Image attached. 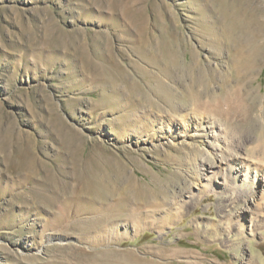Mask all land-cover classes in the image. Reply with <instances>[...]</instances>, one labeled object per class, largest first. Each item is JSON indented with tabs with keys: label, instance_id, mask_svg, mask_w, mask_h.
I'll return each instance as SVG.
<instances>
[{
	"label": "rangeland",
	"instance_id": "obj_1",
	"mask_svg": "<svg viewBox=\"0 0 264 264\" xmlns=\"http://www.w3.org/2000/svg\"><path fill=\"white\" fill-rule=\"evenodd\" d=\"M147 40L177 55L179 114L192 51L206 104L264 91V0H0V264H264V217L251 237L227 191L186 204L196 158L211 157L149 112L165 101ZM252 111L219 118L234 143L260 142ZM248 153L264 159V144ZM99 166L115 186L109 220L75 206L63 217Z\"/></svg>",
	"mask_w": 264,
	"mask_h": 264
},
{
	"label": "bare ground",
	"instance_id": "obj_2",
	"mask_svg": "<svg viewBox=\"0 0 264 264\" xmlns=\"http://www.w3.org/2000/svg\"><path fill=\"white\" fill-rule=\"evenodd\" d=\"M147 46L151 47L149 48L150 53L142 50L143 58L147 60L149 65L158 70L157 73L152 74L155 78L153 91L165 101L148 102L149 112L156 110L161 120L167 119L172 122L168 124V127L172 128L175 126L179 128L180 132L175 127L172 128V133L176 139H182V142L187 145H199V150H203L211 157V159H208L205 155H201L196 158L199 161L198 172L200 173L194 183L195 189L186 196V204L192 205L191 203L196 201L200 202L205 194L204 191L208 192L210 189L214 192L225 190L230 194L231 200L236 197L235 199L243 202L239 206L238 215L236 214L235 219L237 222L242 223V227L243 225L246 226L249 236L255 237L261 233L260 221L264 217V166L255 164L252 160L264 159L254 158L249 153L246 156L245 145L234 143V139L227 134L219 119L224 116L228 119L229 115L231 116L237 110H241L233 105V100L230 96H219L216 100L217 105L206 104L209 101L205 100L204 94L199 90L200 88L197 89L200 84V78L196 74L198 62L196 54L192 51V62L187 63V67L191 72V80L190 83L182 88L183 92L181 93L190 103V108L186 110L185 114H179L180 111L178 109L180 106L178 105L180 104L175 103L177 92L167 80V78L172 79L174 77L173 72L174 68H177L176 63L178 61L177 55L168 49L157 51L161 49V46L159 48V45H150L148 40L143 42L141 49H146L148 48ZM235 70L236 74H238V66L235 67ZM238 94L240 95L241 92L239 91ZM193 106H195V111ZM208 106L213 109L214 113L206 109ZM148 115L144 112L143 116L141 115L138 118V121H141L144 116L149 117ZM215 115H218V117ZM145 125H138V127L144 128ZM157 129V131H162L163 125ZM105 170V167L99 166L98 169H92V173L86 176H79L78 185L74 193L75 197H71L67 201L64 200L62 203L63 217L67 216L69 208L75 206L76 216L93 212L98 214L99 220L96 221L100 224L109 220L110 215H107L106 212L109 208L116 209V205L110 206L104 200L115 186L110 183V174ZM97 174H103V177L97 176ZM200 193L202 194L200 195ZM84 198H90L92 201L100 198L103 204L101 203L99 206L91 203L83 204L81 201H84ZM180 208L181 206L179 205L178 209ZM247 264L250 263L248 262Z\"/></svg>",
	"mask_w": 264,
	"mask_h": 264
},
{
	"label": "clouds",
	"instance_id": "obj_3",
	"mask_svg": "<svg viewBox=\"0 0 264 264\" xmlns=\"http://www.w3.org/2000/svg\"><path fill=\"white\" fill-rule=\"evenodd\" d=\"M237 107L245 114L248 115V109L250 107L254 108V111L251 112L252 118L259 122L261 125H264V91H261L259 87H257L253 92H249L247 97H233ZM193 110L195 111V106H193ZM257 137L260 142L256 144H250L245 148L246 156L248 152L254 146H258L260 144H264V127L260 129L257 133ZM253 163L264 166V160H252Z\"/></svg>",
	"mask_w": 264,
	"mask_h": 264
}]
</instances>
